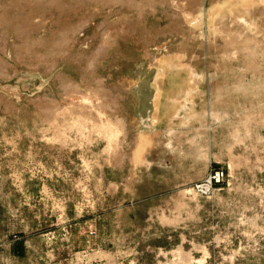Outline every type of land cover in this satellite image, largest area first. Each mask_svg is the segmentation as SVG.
<instances>
[{
	"label": "rangeland",
	"instance_id": "rangeland-1",
	"mask_svg": "<svg viewBox=\"0 0 264 264\" xmlns=\"http://www.w3.org/2000/svg\"><path fill=\"white\" fill-rule=\"evenodd\" d=\"M0 264H264V0H0Z\"/></svg>",
	"mask_w": 264,
	"mask_h": 264
},
{
	"label": "crops",
	"instance_id": "crops-1",
	"mask_svg": "<svg viewBox=\"0 0 264 264\" xmlns=\"http://www.w3.org/2000/svg\"><path fill=\"white\" fill-rule=\"evenodd\" d=\"M168 62H171V61H169V59L168 60L165 59L163 64H168ZM157 69H158V73H159V76H160L161 73L163 72V69L161 67H157ZM170 70H171L170 72H167V76H168L167 77V81L168 82H175L176 81V79H175L176 78V73L179 71V68L176 65H174ZM157 77H158V75H156V78ZM184 82L185 81H181V82L178 81V83H180L182 86L184 85ZM157 85H158V83H157V80H156V86ZM157 88H158V86H157ZM148 143H149L148 138H146L143 135L141 136L140 134L138 135L137 145H136L135 151L133 153L134 158L138 159V158H140L142 156V154H144V152L147 150V147L149 145Z\"/></svg>",
	"mask_w": 264,
	"mask_h": 264
},
{
	"label": "bare ground",
	"instance_id": "bare-ground-1",
	"mask_svg": "<svg viewBox=\"0 0 264 264\" xmlns=\"http://www.w3.org/2000/svg\"><path fill=\"white\" fill-rule=\"evenodd\" d=\"M256 1V0H255ZM258 1V0H257ZM252 2H254V1H252ZM129 3V2H128ZM140 3V2H139ZM253 4V3H252ZM250 5V4H249ZM243 9V8H242ZM235 11V10H234ZM250 11V10H249ZM242 12H244L245 13V11H242ZM254 12V11H253ZM239 15V14H238ZM243 17V16H242ZM241 19V21H242V18H240ZM101 44V43H100ZM109 44V43H108ZM102 46H104V45H102ZM106 47V46H105ZM99 49V48H98ZM165 58H167V57H165ZM165 58H163L162 60H160L158 63H157V67H161L162 69H163V72L161 73V75L162 74H164V76H165V80H166V82H168L167 81V72H170L171 70V68L175 65L174 63H172L173 61H171V62H168V64H163L164 63V61H165ZM181 85V84H180ZM182 86V85H181ZM100 88V87H99ZM105 97V96H104ZM98 117V116H97ZM100 120V119H99ZM100 123V122H99ZM101 127H100V129H103L106 133H108V135L109 136H111L112 138L113 137H115V129H114V126L112 125V123L110 122V121H107V122H105V123H103V124H101L100 125ZM97 127V126H96ZM99 127V126H98ZM59 130V129H58Z\"/></svg>",
	"mask_w": 264,
	"mask_h": 264
},
{
	"label": "built area",
	"instance_id": "built-area-1",
	"mask_svg": "<svg viewBox=\"0 0 264 264\" xmlns=\"http://www.w3.org/2000/svg\"><path fill=\"white\" fill-rule=\"evenodd\" d=\"M222 176H223L222 171L214 172V174H212V176L210 177V180L207 181V183H202V184L197 185V189H201V190H205V191L209 190L210 181H212V180L218 181Z\"/></svg>",
	"mask_w": 264,
	"mask_h": 264
}]
</instances>
